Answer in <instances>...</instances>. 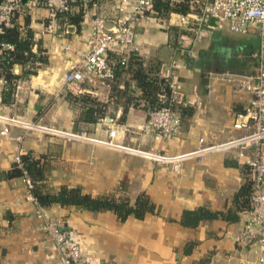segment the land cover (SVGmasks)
Here are the masks:
<instances>
[{"label":"crops","instance_id":"1","mask_svg":"<svg viewBox=\"0 0 264 264\" xmlns=\"http://www.w3.org/2000/svg\"><path fill=\"white\" fill-rule=\"evenodd\" d=\"M113 3L93 0L85 5L79 28L61 23L43 3L25 6L34 33L32 50L41 49L47 60L28 62L23 68L18 63L13 65L14 73L24 68L35 71L17 78L10 103L1 100L5 80L0 75V115L34 123L32 128L8 125L6 133L0 132V170L10 169L16 155L30 152L47 166L45 188L57 190L65 184L93 195L114 192L128 196L130 203L138 193L145 192L154 209L142 218L128 215L120 219L110 209L40 205L29 197L19 176L1 177L0 264H47L57 260L43 218L36 215L38 206L77 234L87 264H240L232 236L248 207L238 210L235 221L215 217L194 226L180 221L183 209L205 206L224 210L231 205L233 192L248 177L243 158L234 149H211L200 159L186 158L181 170L175 172L169 165L97 140L106 139L108 129L116 127L114 139L120 145L174 154L240 134L243 128L235 127L233 120L249 94L215 75L252 72L250 52L256 48V36L252 32L238 35L212 29L188 40L180 35L178 45L176 33L164 19L150 13L139 16L128 50L145 61H157L160 73L172 79L183 93L180 131L166 137L145 134L141 129L148 111L142 103L124 106L116 102L114 98L118 100L119 96L110 98L107 80L91 73L85 72L80 81L70 84L64 78L69 66L89 46L94 13L103 11L110 16ZM112 22L108 19L107 25ZM126 79L130 78L125 72L117 75L118 86H123ZM131 90L136 88L132 85ZM83 94L108 101V115L94 121L80 119L84 103L95 105L74 98ZM2 125L0 122V129ZM39 125L82 131L85 137L54 134ZM259 153L264 160V140Z\"/></svg>","mask_w":264,"mask_h":264},{"label":"built area","instance_id":"2","mask_svg":"<svg viewBox=\"0 0 264 264\" xmlns=\"http://www.w3.org/2000/svg\"><path fill=\"white\" fill-rule=\"evenodd\" d=\"M74 1L89 0H0V31L5 26L12 25L15 11L24 10L25 6H33L36 2L43 3L55 13V11H68ZM95 6H97L95 4ZM152 7V0H114L113 9L108 16L103 11L94 13L90 24V43L80 59L69 66L65 72L66 83L80 81L84 73H91L103 79L113 76V66L108 52L112 48L119 47L122 51H129L135 38V21L147 14ZM113 20L111 25H107ZM169 24H176L190 34H181L183 39H192L205 30H227L233 33H254L257 39L256 48L250 52L254 60V70L247 73L221 72L215 75L216 79L231 82L242 87L249 94L243 109L236 113L233 125L242 127L243 131L222 142L202 145L174 154L160 153L153 148L127 147L115 142L117 128L108 129V137L97 140L102 145L116 149L133 151L138 155L159 161L179 172L181 163L189 157H198L211 149H234L236 155L243 158L248 177L251 182L248 208L246 216L240 226L233 233V241L238 253L240 264H264V160L259 153V147L264 140V0H201L198 12L185 11L173 12L168 17ZM13 44L0 41V53L12 49ZM125 57L121 58V63ZM170 88L169 96L160 94L163 103L147 112L142 132L166 137L180 131L181 115L175 104L183 101V93L175 86L172 79H168ZM112 118L109 117V120ZM3 123L0 132L6 133L8 125H22L32 128L34 123L19 120L15 117L0 115ZM36 126V125H35ZM45 131L64 135L70 138L85 137L81 132H67L57 128L39 125ZM251 149V153L247 151ZM16 161L21 165L20 155H16ZM21 181L26 186L27 194L38 204L32 193L33 180L23 170ZM36 215L43 218V227L51 237L57 251V260L47 264H87L78 236L63 221L48 217L40 208L36 209Z\"/></svg>","mask_w":264,"mask_h":264},{"label":"trees","instance_id":"3","mask_svg":"<svg viewBox=\"0 0 264 264\" xmlns=\"http://www.w3.org/2000/svg\"><path fill=\"white\" fill-rule=\"evenodd\" d=\"M114 1V0H113ZM89 1H74L68 11H55V17L61 23H72L79 28L80 20L83 15L85 5L92 3ZM201 0H152V7L148 13L157 16L166 21L174 33H176V43L179 45L178 37L181 34H190L188 30L181 29L176 24L167 23L168 17L173 12L193 11L198 12ZM160 15H164L161 17ZM12 25L5 26L0 31V41H7L13 44L12 49L4 50L0 53V75L5 80L4 87L1 90V100L10 103L13 100L14 90L17 78L22 75L34 72V68H24L20 73H14L12 68L15 63L24 66L28 62L35 60H47L45 54H41V49L32 50L34 44L33 29L29 26L30 17L24 10L15 11L12 19ZM110 62L113 66V76L107 79L110 85V98L119 96L116 102H123L124 106L129 103L141 105L149 111L161 105L164 101L160 94L169 96L170 88L168 78L159 71V63L157 61H145L134 50L128 52L122 51L119 47L112 48L108 52ZM125 57V62L121 63V58ZM125 72L130 79H126L123 86L117 84V75ZM132 80V82L130 81ZM134 89L131 90V86ZM74 96V95H73ZM80 101H93L95 105L84 103L80 111V119L85 121H94L97 118L108 115V101L94 100L89 95L74 96ZM180 115L182 114V105L175 104ZM125 110V108H124ZM21 165L16 161L8 170H0L1 177L22 176L25 169L27 174L33 180L32 193L36 197L40 205H50L59 203L61 205H75L89 210H105L114 211L120 219H125L128 215H134L142 218L147 212L154 209V203L147 193L140 192L137 194L133 203H130L129 197L126 195H116L114 192L93 195L82 191L79 186L61 185L57 190L44 187V179L46 178L47 166L41 162L40 158L34 157L30 152L20 154ZM251 182L247 177L231 196V205L224 210H211L205 206H197L192 209H183L181 211L180 221L184 225L194 226L200 220L211 219L215 217L222 218L226 221H235L238 218V210L248 207V196ZM202 264H204L202 262Z\"/></svg>","mask_w":264,"mask_h":264},{"label":"rangeland","instance_id":"4","mask_svg":"<svg viewBox=\"0 0 264 264\" xmlns=\"http://www.w3.org/2000/svg\"><path fill=\"white\" fill-rule=\"evenodd\" d=\"M161 17H163L164 15H160ZM225 32H228V33H233V32H230V31H226L224 30ZM233 34H238V35H243V33H233Z\"/></svg>","mask_w":264,"mask_h":264}]
</instances>
